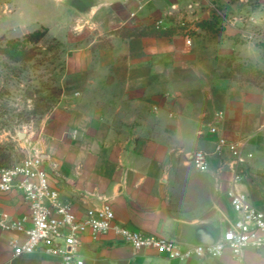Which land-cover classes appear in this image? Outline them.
Returning <instances> with one entry per match:
<instances>
[{"label": "crops", "instance_id": "obj_1", "mask_svg": "<svg viewBox=\"0 0 264 264\" xmlns=\"http://www.w3.org/2000/svg\"><path fill=\"white\" fill-rule=\"evenodd\" d=\"M71 1L82 8L56 0L69 14L66 28L79 31L87 25L94 32L87 46L71 55L73 79H88L72 90L70 102L61 101L47 126L44 147L54 140L56 147H38L51 182L63 196L79 210L107 200L118 221L163 238H175L180 222L219 226L221 216L234 215L226 195L232 155L227 148L215 150L218 137H224L252 153L241 165L237 189L264 211V84L240 83L223 64L234 56L260 61L263 53L255 41L259 34L246 31L238 18L212 24L206 7L197 11L201 20L196 25L213 30V35L201 34L187 44L170 22L161 31L152 27L170 7H181L193 18L194 0ZM259 23L264 27V20ZM125 29L145 32L127 35ZM103 35L107 39L100 46ZM243 35L249 39L238 40ZM163 59L170 62L167 71ZM148 75L149 82L139 81ZM162 75L172 76L176 86L190 92L180 97L181 91H173L177 102L187 100L185 112L154 111L157 104L149 101L169 89L160 81ZM174 102L165 105L176 108ZM212 125L217 133L210 132ZM88 139L104 141V146ZM195 149L209 152L207 171L188 161ZM50 162L56 164L55 173ZM0 213L16 218L27 208L17 193L0 194ZM17 236L0 229V264H60L59 256L42 251L14 256L11 240ZM80 255L84 264H233L229 250L219 257L169 258L153 249L135 250L113 233L84 235ZM243 264H264V249L246 248Z\"/></svg>", "mask_w": 264, "mask_h": 264}, {"label": "rangeland", "instance_id": "obj_2", "mask_svg": "<svg viewBox=\"0 0 264 264\" xmlns=\"http://www.w3.org/2000/svg\"><path fill=\"white\" fill-rule=\"evenodd\" d=\"M194 5H197V9L192 12L195 14L193 18L186 16L187 11L181 12V7H170V11L156 21L161 25L172 23L171 27L185 40V27H179L184 21L189 28L187 35L192 43L194 37L201 34L211 36L214 33L213 30L196 25L197 21L201 20V16H196L197 11L210 8L208 19L215 25L227 19L236 21L238 18L237 23L239 22L246 31L249 29L259 34L255 41L263 53L262 59L255 62L234 56L224 60L223 64L225 67L229 66L233 78L240 83L247 80L239 77L235 70L251 64L253 69L260 70L256 79L264 84V27L259 23L264 20V0H194ZM68 15L65 7L56 3V0H0V167L18 162L26 147L36 146L45 150L51 146L56 147L55 140L53 144L44 147L45 142L47 144L45 131L49 123L53 122L52 116L61 101L68 99L70 102L72 90L83 85V80L88 79L87 76L83 79H73L71 55L77 48L87 46L94 37V32L87 25L79 31L66 28L70 21ZM35 30L40 31L38 38H29ZM99 38V45L104 46L106 36ZM247 38L243 35L238 40L244 41ZM12 41L17 43L11 45ZM8 46L22 51L21 54L7 51ZM162 62L163 71H167L169 60L163 59ZM141 72L145 74V71ZM159 79L168 84L169 86H166L169 89L160 92L157 100L149 101L157 106L153 108L148 104V109L153 108L156 111L160 107L166 110L163 112L165 115H169L170 110L185 112L183 105L187 100L177 102L173 91H181L182 93L178 94L180 97L188 96L190 92L185 91L182 85L176 86L178 81L173 80L172 76L162 75ZM150 80L149 75L139 79L141 82ZM168 101H176L177 103H174L178 106L168 108L165 105ZM19 133H23L22 137ZM95 142L104 146V141H89L91 144ZM181 154L184 156V153ZM49 164L55 173L56 164Z\"/></svg>", "mask_w": 264, "mask_h": 264}, {"label": "built area", "instance_id": "obj_3", "mask_svg": "<svg viewBox=\"0 0 264 264\" xmlns=\"http://www.w3.org/2000/svg\"><path fill=\"white\" fill-rule=\"evenodd\" d=\"M185 24L183 21L185 40L191 44ZM155 26H161L159 21H155ZM209 130L218 131L215 125ZM224 148L232 155L231 185L226 195L234 215L225 219L224 237L217 243L186 245L130 227L118 221L107 200L77 209L51 182L43 152L36 146L26 147L23 157L15 164L0 167V194L17 193L27 208V213L16 218L0 213V229L18 233L11 240L14 256L42 251L59 256L60 264H84L80 255L82 237L88 234L95 238L106 233H113L135 250L153 249L169 258L219 257L229 250L233 264H243L246 248L264 249V211L247 193L237 189L242 180L241 165L252 153L243 152L236 141L218 137L215 150ZM188 161L195 169L207 171L210 154L204 149H195Z\"/></svg>", "mask_w": 264, "mask_h": 264}, {"label": "water", "instance_id": "obj_4", "mask_svg": "<svg viewBox=\"0 0 264 264\" xmlns=\"http://www.w3.org/2000/svg\"><path fill=\"white\" fill-rule=\"evenodd\" d=\"M69 3L78 8H82V6L75 3V1L70 0ZM19 135L22 137L23 133H19ZM189 155L190 153L188 156ZM225 230L226 221L222 216L219 226L214 225L210 221H202L198 223L180 222L176 237L165 239L186 245L214 244L221 241L224 237Z\"/></svg>", "mask_w": 264, "mask_h": 264}, {"label": "trees", "instance_id": "obj_5", "mask_svg": "<svg viewBox=\"0 0 264 264\" xmlns=\"http://www.w3.org/2000/svg\"><path fill=\"white\" fill-rule=\"evenodd\" d=\"M180 28H183L184 26L179 25ZM152 29H154L155 31H161L164 28H162L161 26L156 27L155 24L153 25ZM145 31L143 29H139V31H135L134 29H125L124 31H122L123 34H127V35H132V34H143ZM40 34V31L35 30L34 32H32L28 37L29 38H34L37 39L38 36ZM16 41H12L11 45L16 44ZM6 50L10 51L11 53H17V54H21L22 51L16 50L13 46H8L6 47ZM235 72L237 74H239V77H242V79H246L247 81H250L252 83L255 84H262L263 81L257 80V74L260 73L259 69H253L251 64L246 65L245 68H239L236 69ZM230 75L232 76V71H230ZM233 77V76H232Z\"/></svg>", "mask_w": 264, "mask_h": 264}]
</instances>
